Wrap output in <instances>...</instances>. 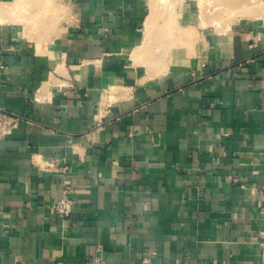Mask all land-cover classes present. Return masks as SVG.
Listing matches in <instances>:
<instances>
[{
    "label": "crops",
    "instance_id": "obj_1",
    "mask_svg": "<svg viewBox=\"0 0 264 264\" xmlns=\"http://www.w3.org/2000/svg\"><path fill=\"white\" fill-rule=\"evenodd\" d=\"M199 1L0 0V264H264V8Z\"/></svg>",
    "mask_w": 264,
    "mask_h": 264
},
{
    "label": "rangeland",
    "instance_id": "obj_2",
    "mask_svg": "<svg viewBox=\"0 0 264 264\" xmlns=\"http://www.w3.org/2000/svg\"><path fill=\"white\" fill-rule=\"evenodd\" d=\"M200 0L199 6L203 12L205 21L214 20L215 22L230 24L233 20L242 17H258L259 11L264 7L258 2L248 0ZM19 3V2H18ZM17 6L16 16L13 18L24 20L28 27L36 28H58L61 22V15L57 13L62 6L57 0H21ZM51 37L53 34H44ZM154 38V37H153Z\"/></svg>",
    "mask_w": 264,
    "mask_h": 264
},
{
    "label": "built area",
    "instance_id": "obj_3",
    "mask_svg": "<svg viewBox=\"0 0 264 264\" xmlns=\"http://www.w3.org/2000/svg\"><path fill=\"white\" fill-rule=\"evenodd\" d=\"M5 118H0V137L6 134L7 127ZM54 211L59 215L62 219H68L73 213V202L68 196V192L64 191L62 197L53 205ZM262 215V229L259 232L260 237V246L264 248V208L261 209ZM86 264H132V263H110L106 261H101L98 259L89 260ZM137 264H155L150 257H146L142 259Z\"/></svg>",
    "mask_w": 264,
    "mask_h": 264
}]
</instances>
